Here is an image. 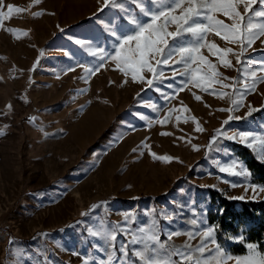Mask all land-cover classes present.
<instances>
[{
    "label": "rangeland",
    "instance_id": "obj_1",
    "mask_svg": "<svg viewBox=\"0 0 264 264\" xmlns=\"http://www.w3.org/2000/svg\"><path fill=\"white\" fill-rule=\"evenodd\" d=\"M8 5L24 11L0 20V264H106L110 253L113 264H139L132 249L141 245L129 241L153 221L161 241L173 249L187 236L168 241L171 232L215 229L208 221L207 188L232 199L264 198L259 191L264 186L251 176L220 171L233 161L248 170L231 148L238 139L229 137L264 136V118L248 114L264 106V82L251 91L242 86L251 71L264 76V36L243 46L238 64V43L207 35L219 48L233 49L229 68L207 48L201 51L235 90L217 83L205 84V91L180 74L183 64L161 66L163 74L149 87L133 82L110 59L101 61L99 50L112 53L116 37L129 34L133 20L150 21L145 13L157 11L159 0H0V12L7 13ZM192 40L177 37L182 44ZM233 99L241 101L239 107ZM151 153L173 159L165 162ZM94 231H117L115 251L106 239L91 235ZM121 244L129 249L127 257ZM222 249L233 257L227 264L249 255V249L245 255Z\"/></svg>",
    "mask_w": 264,
    "mask_h": 264
},
{
    "label": "snow or ice",
    "instance_id": "obj_2",
    "mask_svg": "<svg viewBox=\"0 0 264 264\" xmlns=\"http://www.w3.org/2000/svg\"><path fill=\"white\" fill-rule=\"evenodd\" d=\"M40 2L41 0H34L36 4ZM105 3L107 4L108 0H105ZM257 4L264 5V0H159L157 11L145 13V15L150 16V21L133 20L134 27L130 33H121L116 37L117 43L112 53L105 54V50H99L100 59L101 61L106 58L110 59L115 62L116 68L122 74L125 76L130 74L133 82L146 83L149 87L154 84L157 76L163 74L160 70L161 66L183 64L185 71L180 74L188 76L189 82H194L197 87L207 91L208 89L204 87L205 84L218 83L224 88L232 87L235 90V84L223 83V80L220 79L222 74L217 70L216 64L209 61L201 50L207 48L213 55H217L225 68L232 66L227 55L233 53V49L219 48L215 42L207 40L209 33H215L221 40L238 43L241 46L240 53L236 55V60L238 64L243 63L241 59L244 52L243 46L245 44L251 46L259 37L264 36V7L257 9L254 7ZM14 11L20 13L24 9L8 5L7 13L0 12V20L9 19ZM41 14L33 13V16ZM220 15L231 23L219 19L218 16ZM157 21L161 22L157 23ZM172 25L175 26V31L168 30ZM7 30L12 34H16L18 31L16 29ZM23 34L27 35L26 32ZM183 35H190L193 38L192 42L182 44L177 41V37ZM170 39L174 44H169ZM92 55H97V52L93 51ZM193 65L196 67L193 68ZM85 71L94 73L98 69L86 68ZM260 71L264 72V67L260 68ZM145 72L151 73L152 78H146L143 75ZM173 75L176 73L174 72ZM224 79L234 78L225 77ZM248 79H251V84L247 82ZM257 81L264 82V76H258L257 71H251L242 86L245 91H251L255 89ZM227 95L228 93L219 94L221 98ZM240 96L242 101L243 93ZM195 98L200 99L199 96ZM241 101L233 99L232 104L239 107ZM8 107L11 108V105ZM234 110V108L227 109V111ZM256 110L250 108L248 114L251 115V112ZM184 111L189 110L185 108ZM221 111H225V109H221ZM233 118L230 116L229 120ZM235 118L240 119V117ZM159 122L165 123V121ZM224 123L227 124L228 120H225ZM196 130L202 131L203 129L197 124ZM0 135H4L3 130H0ZM162 135H169V133H162ZM229 139H238L239 143L253 148V151L258 152V158L264 161V136L239 132ZM257 142L262 146L259 150L253 147ZM151 155L154 159L165 162H170L173 159L169 156H157L155 153H151ZM220 171L234 176L249 177L251 175L239 161H233L228 166L221 167ZM252 190L256 192L257 188L253 186ZM259 191L264 192V187H260ZM233 199H244V197H233ZM191 224L197 226V220L193 219ZM120 231L127 232L126 229H120ZM137 231L142 235L133 234L129 243L141 245L139 248L132 249V255L137 258L139 264H227L228 260L233 259L232 256L226 255L222 247L217 244L213 227L205 229L197 227L194 231L169 233L168 241H171L173 236H187L184 245L174 249L170 248L166 242L161 241L160 234L155 229V221H153L152 228L142 227ZM91 235L106 239L115 251L117 231H94L91 232ZM197 238H199V243L193 245L191 241ZM242 240L243 237H240V241ZM209 243L215 245V248H209ZM246 247L249 249V255L243 258L237 257L236 264H264V254L256 250L257 245L249 243ZM119 251L124 257H127L129 249L126 245L121 244ZM114 259V255L110 253L106 264H113ZM84 264H88V262L85 261Z\"/></svg>",
    "mask_w": 264,
    "mask_h": 264
},
{
    "label": "trees",
    "instance_id": "obj_3",
    "mask_svg": "<svg viewBox=\"0 0 264 264\" xmlns=\"http://www.w3.org/2000/svg\"><path fill=\"white\" fill-rule=\"evenodd\" d=\"M250 116L264 118V106ZM231 148L245 162L251 181L264 186V161L242 143L231 142ZM207 191L210 196L208 221L214 225L221 247L234 255H245L246 245L251 243L264 252V198L232 199L214 188H207Z\"/></svg>",
    "mask_w": 264,
    "mask_h": 264
}]
</instances>
